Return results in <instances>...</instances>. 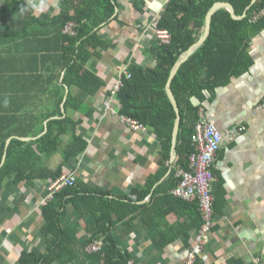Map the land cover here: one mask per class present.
<instances>
[{"label": "crops", "instance_id": "crops-1", "mask_svg": "<svg viewBox=\"0 0 264 264\" xmlns=\"http://www.w3.org/2000/svg\"><path fill=\"white\" fill-rule=\"evenodd\" d=\"M110 1L115 12L107 21L84 20L91 34L105 44L87 47L90 55L84 67L103 82L89 96L82 94L78 81L64 80L66 55L55 22L62 12L60 0H24L18 11L0 16L1 167L8 152L13 154L12 174L0 186V264H19L24 252L45 254L42 207L49 202V185L60 170L82 183L80 190H96L99 197L122 203L118 214L126 204L124 219L111 212L110 236L122 252L131 254L129 262L186 264L195 243L202 225L198 200L172 194L178 183L177 151L175 161L172 151L165 161L152 128L130 130L120 115L104 106L129 66H156L151 49L158 42L148 29L157 27L168 4L165 0ZM7 2L0 0V10ZM90 2L86 0L87 8ZM250 24L239 73L195 96L192 102L199 108L188 113L192 128L203 110L225 136L212 168L213 231L195 264H264V18ZM205 28L206 19L199 40ZM67 102L75 107H67ZM66 118L78 125L60 136L58 151L48 153L42 149L43 138L50 131L58 135L55 121ZM240 126L246 129L230 139L228 132ZM75 137L85 140L87 148L65 162ZM19 174L24 178L16 183ZM62 223L77 247L56 264H97L84 246L88 231L95 227L93 215L82 216L69 204Z\"/></svg>", "mask_w": 264, "mask_h": 264}, {"label": "trees", "instance_id": "trees-1", "mask_svg": "<svg viewBox=\"0 0 264 264\" xmlns=\"http://www.w3.org/2000/svg\"><path fill=\"white\" fill-rule=\"evenodd\" d=\"M62 12L58 20V35L62 40L66 59H62L63 67L67 69L64 80L81 83L82 94L94 95L102 87L103 82L85 69L84 64L89 58L88 46L96 48L104 46L96 34H91L90 26L84 20L99 24L107 21L115 12L110 0H91L87 8L86 0H60ZM253 0H172L164 10L157 24L160 29H167L172 34L169 45L152 46V54L156 59V66L143 68L137 65L128 67L130 78L123 79V86L119 92L120 115L134 119L146 128H152L156 138L163 148L162 157L170 160L175 121V109L170 101L166 87L171 72L180 59L198 40L202 34L205 19L214 4L230 3L238 16H242ZM24 5V0H8L0 10V16L18 11ZM264 8V0H258L247 11L242 20H234L226 9H219L212 18L211 33L206 42L184 63L172 82V91L178 103L181 116L180 130L177 138L176 151L178 154L177 167H188L189 158L194 152L192 143L193 128L188 124V113L197 110L192 99L214 84L222 85L237 75L246 57L254 14ZM73 12V15L70 13ZM103 15L102 18L96 19ZM78 23L77 35L74 37L64 35L62 30L67 22ZM40 23L42 21H39ZM193 27V28H192ZM57 35V36H58ZM86 37V39H83ZM204 73L206 74L203 79ZM84 83V84H83ZM74 103H66L73 106ZM59 127L58 135L53 136L50 131L42 142L48 153L58 151L61 146L60 136L72 126L78 125L71 119L55 121ZM74 142L67 148L65 162L71 157H76L87 148V142L75 137ZM47 142H50L49 145ZM4 149H0V186L6 177L12 174L13 154L8 152V157L1 167ZM63 171L53 175L56 180L63 176ZM175 173V172H173ZM22 175V174H21ZM17 176L19 183L24 176ZM26 178V177H25ZM82 183L66 187L56 194L42 207L44 226L41 230L46 239L45 254L37 256L34 253L24 252L19 264H56L59 259H65L74 254L77 244L71 238L68 230L63 227L62 217L65 208L73 204L80 215H93L95 227L88 231L90 237L85 242L86 247L97 240L103 239L105 247L102 252L91 253L90 259L97 264H129L130 253H124L119 248L117 239L110 236L113 225L111 212L115 211L120 219H124L127 210L118 214L117 206L122 203L111 202L99 197L96 190L82 188ZM84 192V193H81ZM89 192V193H85ZM89 195L87 197H83Z\"/></svg>", "mask_w": 264, "mask_h": 264}, {"label": "built area", "instance_id": "built-area-1", "mask_svg": "<svg viewBox=\"0 0 264 264\" xmlns=\"http://www.w3.org/2000/svg\"><path fill=\"white\" fill-rule=\"evenodd\" d=\"M169 4L172 0H165ZM264 18V8L258 10L253 18L252 23H256ZM156 19L154 20V23ZM78 23L74 21L67 22L62 32L64 35L74 37L77 35ZM153 38L162 45H169L172 42V34L167 29H160L158 27H149ZM131 74L128 70H124L120 81L117 82L110 91L109 98L106 100L104 106L106 110L113 114L120 115L118 109L119 92L123 86V79L130 78ZM122 122L125 123L130 130L146 131L147 128L138 121L120 115ZM245 126L235 127L228 132V137L234 139L236 135L244 131ZM225 142V136L219 131L217 126L209 121L203 112L200 110L199 117L194 123L192 143L194 152L189 158L187 168L178 169L176 176L178 183L173 189L172 194L183 200L197 199L202 216V225L195 237V243L191 248L186 264H195L196 260L205 251L209 237L212 234L214 226V190L213 184L215 178L212 174V168L216 161L218 152L221 150ZM76 184V179L71 175H63L62 177L51 182L48 188L47 200H53L54 196L61 192L66 187H71ZM105 247L103 239L97 240L86 247V252L99 253ZM134 264V262H129Z\"/></svg>", "mask_w": 264, "mask_h": 264}, {"label": "water", "instance_id": "water-1", "mask_svg": "<svg viewBox=\"0 0 264 264\" xmlns=\"http://www.w3.org/2000/svg\"><path fill=\"white\" fill-rule=\"evenodd\" d=\"M257 1L258 0H253L251 5L247 8L245 13L241 17L236 15L235 9H234V7L231 4L226 3V2H224V3H221V2L216 3L213 6V8L209 11V13L207 15L206 28H205V32H204L203 36L200 38V40L196 44H194L186 52H184L181 55L180 59L175 64V66H174V68H173V70L171 72L167 87H166L168 96L170 98V101H171V103H172V105H173V107L175 109L176 115H177V118H176V121H175V126H174V131H173V140H172V152H173L172 160L173 161H175L176 158H177V155H176V144H177V138H178V134H179V130H180V124H181L180 110H179L176 98L174 96V93L172 91V82H173L174 78L176 77V75H177L179 69L181 68V66L189 60V58L205 43V41L209 37L210 32H211V27H212L213 15L219 9L225 8L232 14V17L234 19H242V18L246 17L248 9H250Z\"/></svg>", "mask_w": 264, "mask_h": 264}]
</instances>
